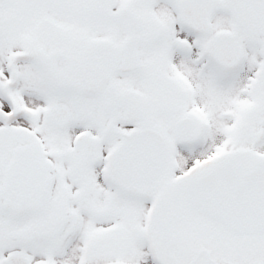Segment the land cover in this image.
<instances>
[{
	"label": "snow or ice",
	"instance_id": "6c2138e0",
	"mask_svg": "<svg viewBox=\"0 0 264 264\" xmlns=\"http://www.w3.org/2000/svg\"><path fill=\"white\" fill-rule=\"evenodd\" d=\"M0 264H264V0H0Z\"/></svg>",
	"mask_w": 264,
	"mask_h": 264
}]
</instances>
